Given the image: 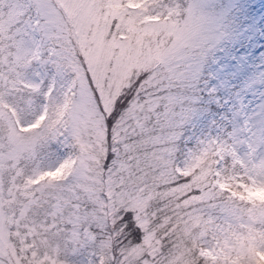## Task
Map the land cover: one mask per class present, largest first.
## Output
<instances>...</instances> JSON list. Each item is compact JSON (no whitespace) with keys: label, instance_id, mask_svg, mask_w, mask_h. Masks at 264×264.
I'll list each match as a JSON object with an SVG mask.
<instances>
[{"label":"rangeland","instance_id":"1","mask_svg":"<svg viewBox=\"0 0 264 264\" xmlns=\"http://www.w3.org/2000/svg\"><path fill=\"white\" fill-rule=\"evenodd\" d=\"M218 93L230 143L211 125L174 172L197 168L191 203L218 230L202 255L251 264L264 256V0H0V264H158L149 206L177 134L142 159L129 137L157 108ZM223 157L248 177L227 201L209 188L239 177ZM129 218L142 243L106 253L105 227L116 236Z\"/></svg>","mask_w":264,"mask_h":264},{"label":"trees","instance_id":"2","mask_svg":"<svg viewBox=\"0 0 264 264\" xmlns=\"http://www.w3.org/2000/svg\"><path fill=\"white\" fill-rule=\"evenodd\" d=\"M176 88L184 96L190 95L188 94L189 89ZM152 91L153 87L148 86L146 88V94H153L151 93ZM234 91L235 88L232 89V92ZM223 99L224 96L221 98L219 93L213 100L202 99L200 103L196 104L185 99L180 104L182 110L177 115L174 114L173 109L177 110L178 105L169 108L172 115L168 111L166 112V110L157 108L155 113H149L148 118L150 119L148 120L147 118L143 123L144 129L137 130V132L129 137L130 143L134 147L137 146L136 152L139 154V158L142 159V154L148 155L149 151L155 150V145L150 143V139L161 137L164 135L163 133L170 132L171 130L177 134V137L173 140L169 142L165 141L170 148H173L172 156H174V159L171 156V161L168 158L167 163V167L172 172L163 178L162 181L158 182L157 185H154L159 192L154 196L149 206L152 214L150 219L151 226L154 229L155 236L161 241L157 259L158 264H220L202 255V251L208 247L207 243L213 237L217 239L219 235L217 233L218 230L212 229L206 212L198 210V206L203 203L200 202L198 205H193L190 200L202 194L198 186L199 184L193 181L197 168L196 170H191L188 174H185L182 170L180 174H177L174 172V169L178 164L184 165L189 150L199 153L200 147L198 148L197 145L199 146V142L207 135L208 128L211 125L218 126L217 146L222 148V141L227 144L230 143L228 137L231 133L232 125L226 118L229 119L231 115L227 112V107H224ZM227 101L229 105H234L231 97H228ZM46 102V114L48 116L50 114L52 120L51 103L48 100ZM198 116L202 119L205 118L204 121H198ZM169 117L172 120L168 123ZM14 118L18 119V116ZM224 148L226 149V146ZM216 160L213 152L208 154V158L205 156L203 162L201 154L199 157L198 164L204 165L208 171V175L204 180V183L208 185L210 184L211 171ZM222 161L225 165L224 175L234 174L239 177L222 192L209 186L211 193L212 191L215 193V196L213 193L212 196L214 198L218 196L223 201L229 200L230 195L243 196L244 193L242 189L237 187V182L242 181L247 185V175L243 174L238 165L232 164L229 157H223ZM162 163H165V158H162ZM148 167L149 165L146 164L147 169ZM158 180H161V178H156V181ZM205 188H208V186ZM214 223H216V220L212 221V224ZM125 228L126 230H124ZM95 233H99V231L95 229ZM104 233L108 235V238H111L113 245L107 249L106 253L113 255L122 247L127 249L128 247L141 244L143 238L142 231L133 218H129L126 223L122 224V228H119L115 234L116 236L106 227ZM251 264H264V256Z\"/></svg>","mask_w":264,"mask_h":264}]
</instances>
